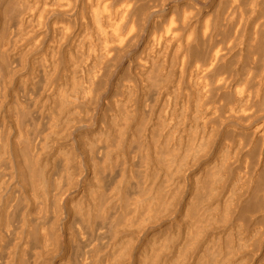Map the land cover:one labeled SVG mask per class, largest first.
I'll list each match as a JSON object with an SVG mask.
<instances>
[{"label": "bare ground", "instance_id": "bare-ground-1", "mask_svg": "<svg viewBox=\"0 0 264 264\" xmlns=\"http://www.w3.org/2000/svg\"><path fill=\"white\" fill-rule=\"evenodd\" d=\"M247 243L264 261V0H0V264Z\"/></svg>", "mask_w": 264, "mask_h": 264}, {"label": "rangeland", "instance_id": "rangeland-1", "mask_svg": "<svg viewBox=\"0 0 264 264\" xmlns=\"http://www.w3.org/2000/svg\"><path fill=\"white\" fill-rule=\"evenodd\" d=\"M192 166H193L194 168L191 169ZM192 166L189 168L191 171H190V170L187 171V173H189V174L186 175V179H187V180L185 179L186 184H187V181H188V182H189V181H192L193 176L198 175V174H196V173H198V171H197V166H196V165L194 166V164H193ZM193 172H194V173H193ZM190 174H193V175H190ZM186 188L188 189V185L184 187V191H185V192H187V189H186ZM185 189H186V190H185ZM183 203H184V198H183V200H182V204H183ZM181 217H182V216H181ZM247 217H248V216H247ZM249 222H250L249 224H250L251 226H250V227L248 226V228H246L247 225H245V227H244V228L248 229V231H250L251 228H252V222H251V220H250ZM163 226L166 227V225H164L163 223H159V224H158V227L156 228V231L153 232L152 234H150V236L152 237V239H155V238H158V239H159V238H161V236H163V234H165L167 231H169L168 229L166 230V229L164 228L163 233H162V232L160 231V229H163ZM244 228H243V229H244ZM244 230H245V229H244ZM165 231H166V232H165ZM158 232H159L160 234H159ZM156 234H157V235H156ZM154 235H155V236H154ZM160 235H161V236H160ZM154 237H155V238H154ZM142 238H143V237H141V239H142ZM141 239H140V240H141ZM253 239H254V238L251 239L252 242L254 241ZM156 240H157V239H156ZM252 242L250 243V241H249V243L253 245ZM249 243H247L248 246H247V245L245 246V248H244L245 250H244V249H243V250L241 249L240 252H239L240 254L243 253L244 256H243V254H242V255H240V254H239V255H236L235 263L232 261L231 264H243V263H244V264H258V261L261 262V263L264 262V261H262L263 259H261V257H259V256H261V253H262L263 251L260 252L258 249H256V248H252V247H254V245L252 246V245H250ZM251 246H252V247H251ZM139 248H140V245H136V249H135V251L138 250ZM246 249H248V250L246 251ZM250 249H252V250H250ZM254 249H255V252L253 251ZM257 250H258L259 252H258ZM249 251H251L253 254L250 255V254H249V253H250ZM137 253L139 254V251H138ZM256 253H257V254H256ZM247 254H249V255H247ZM245 255H246V256H250V257H246V260H245ZM241 256H242V257H241ZM253 256H254V257H253ZM255 256H256V257H255ZM251 257H253V258H251ZM133 258L135 259V258H136V255H134ZM237 258H238V259H237ZM239 258H240V259H239ZM247 258H248V259H247ZM249 258H250V259H249ZM233 260H234V259H233ZM243 260H244V262H242ZM260 260H261V261H260ZM239 261H241V263H239ZM133 264H135V263L133 262Z\"/></svg>", "mask_w": 264, "mask_h": 264}]
</instances>
